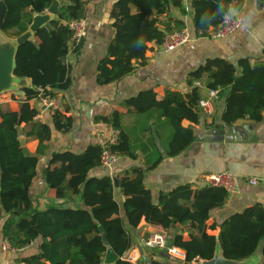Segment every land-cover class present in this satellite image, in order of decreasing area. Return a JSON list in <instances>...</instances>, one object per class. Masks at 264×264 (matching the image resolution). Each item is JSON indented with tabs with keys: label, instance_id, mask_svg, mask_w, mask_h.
Wrapping results in <instances>:
<instances>
[{
	"label": "trees",
	"instance_id": "trees-1",
	"mask_svg": "<svg viewBox=\"0 0 264 264\" xmlns=\"http://www.w3.org/2000/svg\"><path fill=\"white\" fill-rule=\"evenodd\" d=\"M55 18L36 31V39L22 44L16 55L15 74L29 78L31 86H23L21 108L1 112L0 121V222L3 234L14 248L23 249L39 242V252L19 259L32 264H103L107 247L103 242L105 232L110 246L119 254L116 264H145L140 259L131 262L127 252L132 247L131 232L142 220L168 230L169 243L186 252V260L211 259L218 241L219 230L222 253L228 259L243 260L261 254L264 264V204L248 205L234 211L220 223L209 224L213 213L225 207L230 193L220 186L204 185L193 188L190 183L178 185L167 191L154 192L144 182L146 171L155 168L163 159L161 154L148 166H136L121 172L118 187L111 175L92 176L90 171L102 165L101 156L106 146L117 155L135 157L129 135L122 129L121 116L115 111L107 122L119 130L115 143L90 144L83 152L72 150L52 154L44 170L49 188L65 200H76L78 207L52 206L34 208L31 186L38 174L39 154L51 140L53 131L49 123L37 118L39 109L32 100L43 96L55 98L72 84L67 55L70 48L78 51L72 20L87 17L89 0H60ZM7 16L2 30L19 36L27 31L34 13H44L52 0H5ZM193 19L190 29L197 35H206L211 26L221 23L231 6H240L241 0H192ZM263 5L264 0H259ZM188 14L183 0H115L109 17L114 37L107 46V54L98 64L97 79L100 84L118 81L131 73L136 64H144L150 44H162L167 33L188 26L173 14ZM239 73L234 63L221 58H211L189 74L190 89L185 93L168 89L162 99L153 90L141 92L127 100L140 113L157 110L171 128L168 155L183 152L196 139L194 125L200 122L199 101L201 93L195 81L207 76L208 88L220 89L225 99L221 120L234 126L241 120L264 122V62L251 67L241 62ZM230 93L226 95V91ZM53 124L57 130L69 131L73 127L71 107L64 103L54 109ZM184 119L190 120L187 127ZM28 123L27 137L39 141L36 154L26 152L19 139L20 126ZM150 159H148L149 161ZM117 193L124 195L118 199ZM183 225V227H181ZM189 233V238L185 233ZM168 255L159 252L151 255L150 264H168Z\"/></svg>",
	"mask_w": 264,
	"mask_h": 264
},
{
	"label": "crops",
	"instance_id": "crops-1",
	"mask_svg": "<svg viewBox=\"0 0 264 264\" xmlns=\"http://www.w3.org/2000/svg\"><path fill=\"white\" fill-rule=\"evenodd\" d=\"M114 1L89 0L85 18V41L81 48L78 47V51L71 47L67 55L72 84L68 89L60 91L55 98L60 105H70L73 117L71 130L61 131L55 128L52 119L54 110L47 108L42 100L30 102L39 109L37 118L49 123L53 131L51 140L46 141L42 153L39 154L38 174L31 186L34 208L43 210L57 205L79 206L80 196H76L75 201L56 196V190L47 186L44 170L54 152L72 150L81 153L90 144L108 143L114 136L115 128L106 118L111 117L115 111L120 113L122 129L129 135L136 156L119 155L112 166L95 167L90 171V175H111L116 179L127 169L148 166L161 154V162L146 171L144 178L145 185L154 192L167 191L187 183L193 188L202 187L207 184L204 175L210 172L228 171L239 176L238 191L229 195L224 208L213 213L209 224L220 223L232 212L242 211L253 203L264 204V122L257 124L241 120L227 128L228 125L221 120L226 102L220 97L215 103V112L211 117H208L200 106V122L194 125L197 139L180 154L170 156L168 142L172 131L159 111L140 113L134 106L127 104L128 99L147 90H153L157 99L164 98L168 89L185 93L190 89L187 83L189 74L211 58L221 57L234 64L238 63L239 73L243 69L241 62H246L251 67L263 63L264 4L260 5L259 0H241L240 6H231L230 11L242 19V26L227 37H212L210 30L214 26H211L206 35H197L191 29V40L172 51H164L160 44H150L144 64L137 63L131 73L118 81L100 84L97 79L98 64L107 54V46L115 34L109 17ZM183 2L188 14L182 16L177 9L173 10V14L183 18L190 28L194 14L193 2ZM198 81L202 83V87H198L201 98L207 97V76ZM20 89L22 90L17 86L14 97L7 98L6 93L3 99L0 97V121L1 112L18 111L21 108L20 100L24 99V96L23 91L22 94L18 93ZM244 123L251 124V127L256 129L257 140H252L247 135L244 138ZM190 124L188 119L182 121L185 127ZM217 126L222 130V134H215L211 139L204 137L207 131L215 130ZM30 130V124H21L20 133L25 137V150L36 154L39 141L36 137H27L26 133ZM251 177L259 179V183L250 184L248 179ZM117 197L121 200L126 198L120 193H117ZM159 231L168 233V230L161 226L142 220L131 232L132 247L127 252V258L129 257L131 262L145 260L147 256L151 258V255L158 258L160 251L147 247L144 239ZM208 232L216 236L219 234L218 229H209ZM185 237L189 238L188 232ZM7 243L9 242L3 234L2 220L0 264L29 263L19 259L31 257L39 252L38 241L23 249H8Z\"/></svg>",
	"mask_w": 264,
	"mask_h": 264
},
{
	"label": "built area",
	"instance_id": "built-area-1",
	"mask_svg": "<svg viewBox=\"0 0 264 264\" xmlns=\"http://www.w3.org/2000/svg\"><path fill=\"white\" fill-rule=\"evenodd\" d=\"M69 26L74 30L76 43H79L86 28L85 19L72 20L69 22ZM241 26L242 19L230 11L223 16L219 25L210 30V35L215 38H224L234 33ZM191 38V29L189 27H185L183 29L167 33L161 46L164 51H172L189 42ZM195 85L202 87V83L200 81H196ZM220 91V89L208 88V96L201 98L199 101V105L203 108L208 117H211L215 112V103L220 99ZM42 102L47 108L52 110L60 107V102L56 98L43 96ZM118 133L119 130L115 129L114 136L108 141V143H115L117 141ZM117 159V153L111 151L105 146L101 156L102 165L110 167L117 161ZM204 181L208 185L224 187L230 194L238 191L239 176L228 171L207 173L204 175ZM248 182L256 185L259 183V179L251 177L248 179ZM144 244L149 248L165 252L169 257L168 264H184L187 261L186 252L183 249L169 243V234L166 231L151 233L144 239ZM6 247L8 249H12L10 243H7ZM127 259L130 260L129 257ZM200 261L201 259H196L193 262L200 264Z\"/></svg>",
	"mask_w": 264,
	"mask_h": 264
},
{
	"label": "water",
	"instance_id": "water-1",
	"mask_svg": "<svg viewBox=\"0 0 264 264\" xmlns=\"http://www.w3.org/2000/svg\"><path fill=\"white\" fill-rule=\"evenodd\" d=\"M61 5L60 0H52L51 6L49 9L44 13H34L33 21L27 31L17 36L15 39L8 37V35L2 30L4 25L6 16H7V4L5 0H0V93L6 90L13 89L14 86H31V81L28 78L18 77L15 74V67H16V55L18 52L19 47L31 40L36 39V31L45 27L49 24L57 15L59 8ZM84 32L80 43L79 48L82 47L85 41ZM238 67V63L235 64ZM231 89L226 91V95L230 93ZM19 94H22V90H18ZM229 128V126L227 127ZM244 138L246 135L252 139L257 140L256 129L251 127V124L244 123L243 124ZM218 133L222 134V130L218 129V126L215 130H209L205 133V138H212L213 135H217ZM22 146L25 145V137L21 135L19 137ZM115 184L118 186V179H115ZM218 244L216 245L214 255L211 259H202L200 264H258L261 260V256L258 254L252 255L243 260H235V259H228L222 253L221 244L219 242L220 237L219 235L216 236ZM103 242L107 247V251L105 253L103 264H116L119 260V254L110 246L108 237L106 233H103ZM144 261L145 264H150L151 258L150 256L145 257ZM19 264H30V263H19ZM184 264H196V262H189L186 261Z\"/></svg>",
	"mask_w": 264,
	"mask_h": 264
},
{
	"label": "rangeland",
	"instance_id": "rangeland-1",
	"mask_svg": "<svg viewBox=\"0 0 264 264\" xmlns=\"http://www.w3.org/2000/svg\"><path fill=\"white\" fill-rule=\"evenodd\" d=\"M7 34V33H6ZM8 35V37H10V38H12V39H15L17 36H11V35H9V34H7ZM16 88H17V86H14V88L13 89H10V90H6V91H3V92H1L0 93V97L3 99L5 96H4V93H6L7 94V98H9V97H14L15 96V90H16Z\"/></svg>",
	"mask_w": 264,
	"mask_h": 264
}]
</instances>
